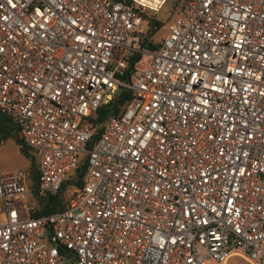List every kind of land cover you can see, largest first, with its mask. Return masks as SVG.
<instances>
[{
    "label": "built area",
    "instance_id": "1",
    "mask_svg": "<svg viewBox=\"0 0 264 264\" xmlns=\"http://www.w3.org/2000/svg\"><path fill=\"white\" fill-rule=\"evenodd\" d=\"M165 2L0 0V111L36 156L32 201L0 168V264H264V0H185L154 40Z\"/></svg>",
    "mask_w": 264,
    "mask_h": 264
},
{
    "label": "rangeland",
    "instance_id": "2",
    "mask_svg": "<svg viewBox=\"0 0 264 264\" xmlns=\"http://www.w3.org/2000/svg\"><path fill=\"white\" fill-rule=\"evenodd\" d=\"M180 0H166L165 4L157 12L145 11V15L148 19L144 20L142 26L144 28L145 35H150L154 40H158L164 37L166 33V23L172 17L180 11ZM157 20L161 23L160 27H156V30L152 29L150 20ZM29 160L20 151L18 144L13 137L0 138V168L3 170L9 169H22L26 173L28 172ZM71 185L67 183L61 192V198L66 202L70 191ZM30 201L33 200V196L28 194ZM224 264H250L244 258L238 255H231Z\"/></svg>",
    "mask_w": 264,
    "mask_h": 264
},
{
    "label": "trees",
    "instance_id": "3",
    "mask_svg": "<svg viewBox=\"0 0 264 264\" xmlns=\"http://www.w3.org/2000/svg\"><path fill=\"white\" fill-rule=\"evenodd\" d=\"M185 5V0L181 1L180 4V9H182ZM148 19L145 14H143V22L144 20ZM150 24L155 27H159L161 23L157 20H150ZM145 40V37L143 38V41ZM157 45L155 42H149L147 46L149 48H154ZM130 66L127 67L125 70L124 75L122 76L125 78L128 76ZM128 97V93L124 90H119L115 99H114V105L119 106L122 104L123 100ZM17 126L16 122L13 119V117L7 113L1 112L0 111V138H6V137H13L15 142L18 144V147L22 154L28 158L29 160V166H28V172L26 173V179H27V186L29 190V194L32 195L33 197L35 196V190H36V156L35 154L30 150L29 147L23 145L21 141L17 137V132H16ZM78 172V171H77ZM76 176H80V173H76ZM64 184L61 185L59 191L52 195L48 196L45 199H37V204L38 208L36 210V214H44V213H49L53 211H57L59 209H62L65 207L66 202H64L61 198V192L63 190Z\"/></svg>",
    "mask_w": 264,
    "mask_h": 264
}]
</instances>
